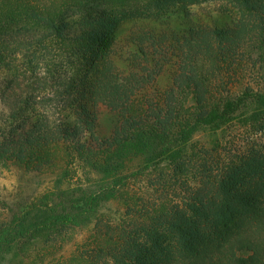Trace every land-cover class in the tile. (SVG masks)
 Masks as SVG:
<instances>
[{
	"label": "trees",
	"instance_id": "16d2710c",
	"mask_svg": "<svg viewBox=\"0 0 264 264\" xmlns=\"http://www.w3.org/2000/svg\"><path fill=\"white\" fill-rule=\"evenodd\" d=\"M250 65L264 70V0H0V167L82 178L0 224V264L89 225L74 264H264V87H237Z\"/></svg>",
	"mask_w": 264,
	"mask_h": 264
},
{
	"label": "rangeland",
	"instance_id": "374dc122",
	"mask_svg": "<svg viewBox=\"0 0 264 264\" xmlns=\"http://www.w3.org/2000/svg\"><path fill=\"white\" fill-rule=\"evenodd\" d=\"M218 8L216 5L201 8L206 10L212 8ZM200 10V9H199ZM176 24V21H174ZM184 21L180 19L177 25L183 24ZM195 23H198L195 20ZM249 66L246 72L241 74L238 79L237 87L239 88L243 84L254 83L256 79L260 81V85L264 87V70L262 66ZM261 68V70L259 69ZM169 67H166L164 72L158 76L152 91L157 89H163L169 83ZM261 79H260V78ZM260 79V80H259ZM240 80V81H239ZM237 81V79H236ZM99 134L101 136L109 135L113 129L114 118L110 110L101 106L99 110ZM238 134L231 135L230 140L234 139L237 144L243 143V136H237ZM200 143H208L205 135H199ZM240 139V140H239ZM227 141V140H226ZM229 141V139H228ZM64 170L62 173L57 170H49L45 173L30 172L24 168L18 167L14 164L0 167V224L10 221L12 215L19 211H22L29 205L39 204L45 202V194L47 192L57 189L59 186L63 187L68 182L75 183L79 186L81 182L80 175L75 180L70 179L75 169L71 167ZM69 173V175H68ZM61 181V185L58 184ZM133 186L138 188L139 191L147 190L146 182L144 179H135ZM57 187V188H56ZM159 194V193H158ZM105 209L106 215L113 217L120 216L124 212V206L119 202H112ZM61 235L53 234V239L50 242H45L39 236H32L28 241H22L20 244L12 247L8 253L5 254L4 264H74L71 261V257L76 255L82 245L88 240V237L93 231V225L81 226V227H69L63 228ZM79 248V249H78Z\"/></svg>",
	"mask_w": 264,
	"mask_h": 264
}]
</instances>
